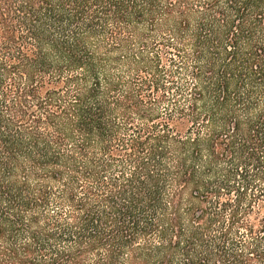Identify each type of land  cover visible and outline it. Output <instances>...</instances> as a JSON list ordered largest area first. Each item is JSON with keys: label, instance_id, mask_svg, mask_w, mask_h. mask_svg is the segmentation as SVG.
Instances as JSON below:
<instances>
[{"label": "trees", "instance_id": "obj_1", "mask_svg": "<svg viewBox=\"0 0 264 264\" xmlns=\"http://www.w3.org/2000/svg\"><path fill=\"white\" fill-rule=\"evenodd\" d=\"M0 264H264V0H0Z\"/></svg>", "mask_w": 264, "mask_h": 264}]
</instances>
